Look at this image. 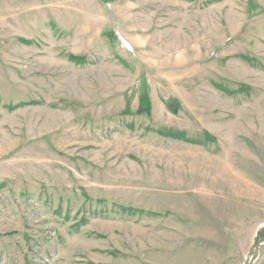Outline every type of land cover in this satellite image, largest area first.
<instances>
[{"label": "rangeland", "instance_id": "374dc122", "mask_svg": "<svg viewBox=\"0 0 264 264\" xmlns=\"http://www.w3.org/2000/svg\"><path fill=\"white\" fill-rule=\"evenodd\" d=\"M0 264H264V0H0Z\"/></svg>", "mask_w": 264, "mask_h": 264}]
</instances>
